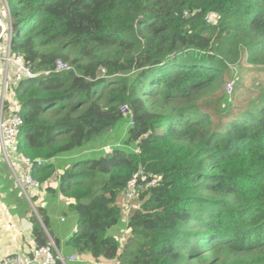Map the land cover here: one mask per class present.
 Masks as SVG:
<instances>
[{"label":"trees","instance_id":"16d2710c","mask_svg":"<svg viewBox=\"0 0 264 264\" xmlns=\"http://www.w3.org/2000/svg\"><path fill=\"white\" fill-rule=\"evenodd\" d=\"M12 1V50L39 73L10 90L17 148L77 214L67 244L99 264H264V0ZM139 169L160 179L128 200Z\"/></svg>","mask_w":264,"mask_h":264},{"label":"built area","instance_id":"2783aa9c","mask_svg":"<svg viewBox=\"0 0 264 264\" xmlns=\"http://www.w3.org/2000/svg\"><path fill=\"white\" fill-rule=\"evenodd\" d=\"M4 12L0 7V63L4 66V79L2 80V96L0 97V158H3L10 164L13 170L15 183L28 196L29 193L38 192L42 187L48 186L43 184L33 175L34 168L44 163L42 159L33 160L25 157L18 152L17 143L21 126L24 122L23 116L15 104L14 96H11L10 90L14 85L22 81L34 79L39 73L35 72L32 66L12 50L13 38V15L9 5V0H1ZM220 16L217 13H209L207 16L208 23H217ZM12 67V70L10 69ZM71 65L64 59L56 61V70L64 71L70 69ZM49 74V71L41 72ZM230 92L233 82L228 85ZM7 91L9 92L8 97ZM9 101V104H7ZM122 111L125 115L131 113L128 105L123 106ZM134 123V121H132ZM13 161L17 162L20 172L13 167ZM160 177L147 173L139 169L128 181L124 196L129 200L139 197L142 191L155 186ZM63 220V219H62ZM64 221V220H63ZM53 242V240L51 239ZM53 245H35L30 249L24 247L16 255L3 256L0 258V264H68V262L79 259V255H64L58 247Z\"/></svg>","mask_w":264,"mask_h":264},{"label":"crops","instance_id":"0c3cea01","mask_svg":"<svg viewBox=\"0 0 264 264\" xmlns=\"http://www.w3.org/2000/svg\"><path fill=\"white\" fill-rule=\"evenodd\" d=\"M4 162H6L10 167L11 176L6 167L2 166V171L0 172V258L3 256L16 255L20 253L24 247L30 249L31 247L37 245L32 234V223L27 218L22 216V199H20L21 195L19 194L22 192L20 190L21 188L15 183L12 167L6 160ZM63 162L68 163V161L64 158L57 160V167H59L58 170L64 166ZM13 167L15 168V166ZM50 184L53 188L50 192L60 194L56 190L58 187V178L56 175L52 178ZM36 194H41V192L38 191ZM43 198L45 203L44 206L47 209L46 211L51 217L50 213L53 209L51 196L47 192L43 194ZM59 217L60 222L65 223L68 221L66 212ZM48 235L51 237L49 232ZM70 237L71 236L68 233L60 235V238L58 237V239H61L62 243L69 248V250L66 251V256L77 253L74 248L67 244ZM90 262H92V259L88 258L86 264H89Z\"/></svg>","mask_w":264,"mask_h":264},{"label":"rangeland","instance_id":"374dc122","mask_svg":"<svg viewBox=\"0 0 264 264\" xmlns=\"http://www.w3.org/2000/svg\"><path fill=\"white\" fill-rule=\"evenodd\" d=\"M9 2H10L9 5L12 7L13 1L9 0ZM0 7H1V10L4 12L5 10H4V7H2L1 0H0ZM10 69L12 70V67ZM4 76H5L4 66H3V64L0 63V97L2 96V92H3V89H2L3 81L2 80L4 79ZM232 91H233V87H232L231 92H230V87H229L228 92L232 93ZM8 95H9V92L7 91L6 97H8ZM4 161H5L4 157L0 158V172L2 171V166H5L6 169L9 171V174L11 176L10 167ZM13 164H14L13 166H15V169H17L20 172V168L18 167L17 162L13 161ZM47 192L50 194L51 200L53 202V209L50 213L51 217H50V224L48 227L49 228L48 232L51 235L52 239L54 240L55 244L61 250V252L64 255H67L66 251L69 250V248H67L62 243V240L58 239V237L60 238V235H62L64 233H68V234H70V236H72V234L74 233L76 226H77L78 217L74 211L68 210L67 203H66L65 199L63 198V196L60 194H54L48 190H43L41 192V194L37 195V198L35 199V204H33L31 201V196L35 195L37 192L29 193L28 196L23 192L25 197L27 198L26 199L27 204H26L25 208H27V209L31 208L36 212L37 206H41V205L44 206L45 205L43 194L47 193ZM126 202H127L126 199L121 196L120 204H122V206H124L126 204ZM136 205H137V203L135 201L132 202L131 208L136 206ZM22 210H23V208H22ZM64 212H66V215L68 216V221L65 223L60 222V217H59L60 215L64 214ZM27 214L29 215L28 211H27ZM128 219H129V214L127 215V212H126V213H124L121 222L118 225L114 226L113 228L109 229V231H108L109 235H116L119 237V240L121 242V246H124V244L126 243L128 238L130 237V229L128 228V225H127ZM58 234H60V235H58ZM88 256L89 255H82V256L79 255V259L76 260L77 262H75V261L68 262V264H86L88 258H91ZM92 262H96V261L92 260ZM105 264H117V263H116V261H107V262H105Z\"/></svg>","mask_w":264,"mask_h":264},{"label":"water","instance_id":"95a60500","mask_svg":"<svg viewBox=\"0 0 264 264\" xmlns=\"http://www.w3.org/2000/svg\"><path fill=\"white\" fill-rule=\"evenodd\" d=\"M89 264H99V263H96V262H90Z\"/></svg>","mask_w":264,"mask_h":264}]
</instances>
